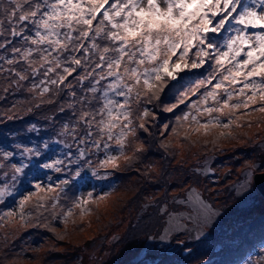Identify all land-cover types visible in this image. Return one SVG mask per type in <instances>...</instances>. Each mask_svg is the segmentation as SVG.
<instances>
[{
	"label": "snow or ice",
	"instance_id": "snow-or-ice-1",
	"mask_svg": "<svg viewBox=\"0 0 264 264\" xmlns=\"http://www.w3.org/2000/svg\"><path fill=\"white\" fill-rule=\"evenodd\" d=\"M18 94L0 125L39 110L47 123L29 122L27 142L0 139V264H47L55 243L43 257L41 247L13 251L30 229L64 241L86 218L113 213L115 173L158 182L154 149L182 166L196 158L176 195L144 205L158 221L147 240L191 257L188 241L223 219L215 164L236 154L223 144L247 137L243 128L264 131V0H0V100ZM158 111L171 114L162 126ZM231 188L238 198L264 190V156L247 160ZM242 264H264V242Z\"/></svg>",
	"mask_w": 264,
	"mask_h": 264
},
{
	"label": "trees",
	"instance_id": "trees-1",
	"mask_svg": "<svg viewBox=\"0 0 264 264\" xmlns=\"http://www.w3.org/2000/svg\"><path fill=\"white\" fill-rule=\"evenodd\" d=\"M23 98L24 94H18L9 96L7 101L0 100V112L9 108L15 100ZM167 102V99H165V103ZM161 107H163V105H161ZM44 114H46L44 110H39L34 114L26 115L23 121H8L5 124L0 125V139L4 140L5 146H8L10 143L17 141L27 142L26 138L29 136H33V134L27 133L26 131H24V129L28 126L29 122H35L42 126L45 125L47 122L43 119ZM157 115V125L159 126H162L163 123H167L169 117L171 116L170 113L159 111ZM159 126L153 129L157 132L158 138L159 131L161 130V127ZM255 126L257 125H254L251 129H253ZM248 130V128H243V130L240 129L239 131L248 133ZM261 132L262 126L259 133ZM13 133L15 135H12ZM254 133L256 132H253V135L256 136V134ZM42 135H44V133H42ZM253 135L249 134L242 140H236L238 141L237 144L242 145V141L244 142V140H247ZM33 138L35 137L33 136ZM256 140L258 142H256L254 145H257L256 148H259L260 150L261 148L258 147L260 139L256 138ZM223 147H230V143L225 142L223 144ZM248 150L249 149L243 150L242 154H248ZM261 150L263 151V149ZM254 152H256V149L252 153ZM149 157L152 162L162 164L164 167L165 175L158 182L145 180L134 170L129 172H117L114 174L111 182L117 185L119 192L117 196H114L112 199L119 200L120 203L113 213H111L110 215H102L100 219H96L95 216L86 218L81 224V226L83 227V231L74 233L72 236L67 237L64 241L55 240L50 232H44L42 229H30V234H28L30 236V240L28 241L32 240V243L34 245L27 244V246L32 248L41 247L42 251L37 255L38 257H43V253L48 252V250L52 246V243H55L57 247L50 253L49 257L46 258L47 264H80L84 249L88 248L86 245L88 244L89 246L88 242L90 239L88 238L87 240H85V238L83 237L92 238L94 237V235H91L92 233H97L95 235L98 236L103 230L109 228L112 225H124V222L121 221L128 218L129 222L125 228L124 234L120 235L121 237H127L128 240H124L123 238H121V240L127 243L122 244L123 250L120 251V254L125 256V258H128V260L134 257L135 253L139 251V249L136 247H138L140 243V247H143L145 244H147V236L150 234L154 235L158 228L156 208H149L147 211H145L144 205L152 197H155L158 201L163 202L164 197L161 195V193H164L165 190H167V185L164 184V181L165 179H167V176H171L168 175V172H175V174L179 175L177 181L180 184L181 188L182 182L184 180H188V177L191 176V172L189 171V169L196 163V158L191 157L187 158L186 164L182 166L181 164L177 163L178 160L183 159L182 157L178 156L173 158L171 156H162V154L155 151V149L149 154ZM245 163L246 162L242 160V163H240L239 171L240 168L243 169L245 167ZM227 166V169H236L235 171L239 176L237 164L234 163V161H231V163H229ZM238 176L237 179L239 178ZM230 181L231 179L227 182H223L222 177H220L218 184L221 185L218 186L217 184L215 186H212V189H215L217 191L223 189L225 190V193H228L229 186H227V184L230 183ZM104 182L107 185L109 183V181ZM170 182H172V180L167 184H170ZM154 183L156 185H160V191H157L159 194L156 192L157 188L154 187ZM189 183H192V181L189 180ZM97 184L98 182L96 183V186ZM183 186L186 187L187 185ZM142 194H146L147 200H144ZM232 194L234 195V192H232ZM225 197V195H221V199H225ZM215 199L218 203L219 197H216ZM229 204L233 205V202H228L224 205L227 206ZM259 204H261V202ZM217 206L219 207L221 206V204H217ZM24 234L25 233H22V235ZM232 237H236L237 239L234 238L233 240H228ZM142 238L144 240L140 241V239ZM190 242L188 241V243ZM202 242L203 243L199 247H197L196 249L194 248V253L190 258L181 257V260L176 257V254L168 256V247H166L162 252L165 253V255L163 254L164 256H167L169 260H171L167 262V264H196V262H190V260L194 259L195 255L201 254L204 251L207 254L203 257V259L200 260L201 264L202 262H206V264H242L243 259L246 258L249 253L255 255L259 250V245L264 242V207L256 216L255 220L250 224V228L247 231L246 235L240 232L237 235L233 232H226L221 233L220 236V234L216 233L209 237H206V240ZM18 246L19 249L21 247H26L25 243H18ZM31 255L33 254L29 253V256ZM25 264H41V259H29L25 261Z\"/></svg>",
	"mask_w": 264,
	"mask_h": 264
},
{
	"label": "rangeland",
	"instance_id": "rangeland-1",
	"mask_svg": "<svg viewBox=\"0 0 264 264\" xmlns=\"http://www.w3.org/2000/svg\"><path fill=\"white\" fill-rule=\"evenodd\" d=\"M261 126H255L253 129L248 130V135L251 134L253 135V132H256V137L260 139L261 137H264V132H260ZM243 130V129H242ZM239 131V130H238ZM253 131V132H252ZM256 142H258L256 139H247L242 141V145L237 144L238 141H232L230 143V147H226L225 149L231 150V149H236V154L233 156L230 151H226L223 155H218L217 156V161H216V168H217V177L220 178L222 177L223 182H227L228 180L231 179L230 183L227 184L229 186L228 188V193H225V190L220 189L219 191L212 189L214 191H217L219 197V201L217 204H221V210L224 213L223 219L221 222L217 225V227L212 231V233L209 235L213 234H220L221 233H226V232H233L234 234H239L243 233L244 235L247 234V231L250 228V224L255 220L256 216L260 213V211L264 207V198L263 196L258 192H254L252 195L246 197V198H238L235 194H232V188L231 186L237 181V176L238 174L236 173L235 170H231L230 175H224V172L228 171L227 165L231 163V161H234V163L237 164V169L238 173L242 171L240 167V163L243 161H247L250 159H256L259 161L262 156H264V149L263 151L259 148H256L257 145H254ZM229 146V145H228ZM249 149L247 152L248 154L243 155L242 152L243 150ZM256 149V152L252 153ZM258 149V151H257ZM246 152V153H247ZM243 156H242V155ZM253 157V158H252ZM234 174V176H233ZM168 175L164 181V184L167 185V195L172 196L176 195L178 190L180 189V184L178 183L177 179L179 178L178 174L168 172ZM224 177V179H223ZM239 177V176H238ZM170 184H167L169 181H171ZM97 184V187H105L107 184L99 181H93L92 183ZM218 183L212 184V186L217 185ZM173 185V186H172ZM221 184H218V186ZM24 187L26 185H23L21 187V191H23ZM154 187L157 188V191H160V185H156L154 183ZM226 189V188H225ZM83 191H88L90 190V186L88 187H82ZM163 191V189H162ZM158 193V192H157ZM159 194V193H158ZM221 195H225V199H221ZM144 200L146 199V194H142ZM228 202H233V205H224L227 204ZM261 202V204H259ZM259 204V205H257ZM9 206H11V201H9ZM121 217V216H120ZM121 222H124V225H112L109 228L103 230L100 235H95L97 233H92L91 235H94V237H83L85 240L89 239V246L88 244L86 245L88 248L84 249L83 256L81 258L80 264H141L142 261H151L153 257H155L156 261H159L160 259H165L167 262L171 261L167 256H164L165 253L162 252L166 247L170 248L174 243L172 244H161L159 242H154V241H147V244H145L143 247H140V245L136 248L139 249L138 252L135 253L134 257L128 260V258H125V256L120 254V251L123 250L122 244H125L127 242H124L123 240H119L118 242L113 241L114 236H120L124 234L125 228L128 225V218L123 219ZM90 235V236H91ZM207 236V237H209ZM218 236V235H217ZM121 237V236H120ZM242 237V236H240ZM238 237V238H240ZM30 236L28 233H25L22 235V238L12 240L11 243L15 245L14 251H17L19 249L18 243H25L29 245H34L29 239ZM124 240H128L127 237H121ZM237 239L236 237H232L228 240H233ZM144 239H140V241H143ZM206 238L200 240V241H192L188 243L189 247H191L193 250L194 248L196 249L199 247L203 242L205 241ZM227 246V245H225ZM155 250V251H153ZM149 252H151V255H148ZM194 253V251H193ZM192 253V254H193ZM164 254V255H163ZM176 254V257L181 260V257H188L186 253H181L179 252V248H176L170 255ZM206 252L204 251L201 254L195 255L194 259L190 260V262H196V264H201V259H203L204 256H206ZM29 255V254H28ZM190 258V257H188Z\"/></svg>",
	"mask_w": 264,
	"mask_h": 264
},
{
	"label": "water",
	"instance_id": "water-1",
	"mask_svg": "<svg viewBox=\"0 0 264 264\" xmlns=\"http://www.w3.org/2000/svg\"><path fill=\"white\" fill-rule=\"evenodd\" d=\"M257 190L264 197V190H260V189ZM176 248L178 247L176 246V244H174L171 248L168 249V253H172Z\"/></svg>",
	"mask_w": 264,
	"mask_h": 264
}]
</instances>
